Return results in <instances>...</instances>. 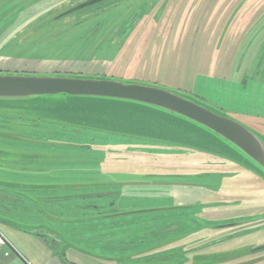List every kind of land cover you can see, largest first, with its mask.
Returning a JSON list of instances; mask_svg holds the SVG:
<instances>
[{
	"label": "rangeland",
	"instance_id": "obj_1",
	"mask_svg": "<svg viewBox=\"0 0 264 264\" xmlns=\"http://www.w3.org/2000/svg\"><path fill=\"white\" fill-rule=\"evenodd\" d=\"M0 74L158 87L264 138V118L216 93L224 80H264V0H0ZM242 155L205 126L133 100L1 99L0 230L11 239L6 229L35 228L15 216L50 209L60 223L101 227L86 230V247L55 246L62 264H264V176ZM87 199L113 213L91 216L78 203ZM34 251L39 259L7 246L0 264H43Z\"/></svg>",
	"mask_w": 264,
	"mask_h": 264
},
{
	"label": "water",
	"instance_id": "obj_2",
	"mask_svg": "<svg viewBox=\"0 0 264 264\" xmlns=\"http://www.w3.org/2000/svg\"><path fill=\"white\" fill-rule=\"evenodd\" d=\"M67 94L133 100L165 109L212 130L242 151L243 164L264 176V138L246 125L171 91L120 81L72 76L0 74V100Z\"/></svg>",
	"mask_w": 264,
	"mask_h": 264
},
{
	"label": "crops",
	"instance_id": "obj_3",
	"mask_svg": "<svg viewBox=\"0 0 264 264\" xmlns=\"http://www.w3.org/2000/svg\"><path fill=\"white\" fill-rule=\"evenodd\" d=\"M226 79H228V78H226ZM238 80H239V82L238 81H231V80H224L223 82L221 81L222 82L221 85L217 86L216 93L217 94L221 93V94L225 95L224 96L225 99L229 98L228 101H230V102L231 101H233V102L238 101L239 105L244 106L237 111L233 110V112H237V113H240V114L246 115V116L264 118V80L259 79V78H256V79L253 78L252 83L248 82L246 84H244V83L247 79L241 78V80L240 79H238ZM108 109L112 110L111 108H108ZM116 111H119V110L116 107H114V112H116ZM87 129H88L87 133L90 132V133H88L89 135H93V136L100 135L99 132H95V131L90 130V129L97 130L95 128V126L89 125L87 127ZM98 131H102V130H98ZM114 133H117V132L114 131ZM126 144H128V142H126L125 144L120 145V146L115 145V147L118 149L119 148L123 149L126 147ZM80 147L83 148L84 151L86 149L94 150V149H92V147L89 148V146H87V145H83ZM190 150H192V149H189V150L188 149H182V150L177 151L176 153H180V152L181 153H187V152L192 153L196 157L197 156L201 157L202 161H205L206 163H214V162L221 163L222 162V163H226V164L232 165V166H239L240 165L238 161H235V160L231 161L230 159H225V158H223V156L215 155L214 152L201 150L202 154H195V153L191 152ZM94 151H101V150H94ZM32 185H33L32 187H42V186H36L34 184H32ZM39 197H40V195H36V197L33 198L34 201H38ZM53 199H54L53 196L51 198H49L48 196L46 197L47 202L49 200H53ZM64 199L65 198H63V202H64ZM28 202L31 203V200H29ZM78 203L80 206L83 205L84 208L95 207V209L89 213L91 216H94L95 218L97 216L102 217V214L107 213V215H110L111 213H113V212L99 206L100 200L87 199V200H83V201H78ZM70 211H69V209H67L68 214L72 215V213ZM86 211H87V209L83 210L84 215H86V213H85ZM22 214L27 215V218L31 219V221H29V222L32 223L33 226H35V228H33L31 230H26V231L20 230L21 233L17 232V231L14 232L12 229H6V231L8 230L9 236L11 237V239L13 241L5 235L4 231L0 230V233L3 234L4 237L7 239V245H1L0 244V252H2L5 247L11 246V247H15V249H17V251H19L22 255H24L26 257H28V256L34 257L35 256V259H39L40 258L39 253H35V251H34V249L37 248L38 250H41V251L44 250L43 254H41V255H43L42 259H44L43 264H49V260H51V261L55 260V261H57L58 264H62L57 259L56 254L58 252L55 249V246H61V247L67 246L66 250L67 249L68 250H71V249L75 250V245H77V244L79 246L86 247L87 246V244L85 242L86 235H87L86 230L90 229L93 232H98L97 228L101 229V227L93 226V224H95L96 222H91V223H93L91 225V228H87V226H86L87 221L84 222V224H79V225H71V223L68 222L70 220H68V221L64 220L63 223H60V222H58V220L64 219L63 214L62 213H56L50 209L46 210L45 212H42V210L37 211V210H33V209H31L30 211H25V212L21 213L20 215L14 217V218H16V221L23 219L21 217ZM116 214L117 213H115L114 215H116ZM86 219H88V218H85V216H84L83 220H86ZM112 229H114V228H112ZM99 231H101V230H99ZM21 234H23V236H25V238L22 237ZM60 234L63 235V237ZM36 240L39 241L38 245L34 244ZM30 242L33 243V245ZM41 244H43L44 246L42 245V247H41ZM262 249L264 250V246L262 247ZM5 252H6V250H5ZM67 255L68 254H66V258H67ZM13 263L14 264L20 263L18 257H16L13 260Z\"/></svg>",
	"mask_w": 264,
	"mask_h": 264
},
{
	"label": "built area",
	"instance_id": "obj_4",
	"mask_svg": "<svg viewBox=\"0 0 264 264\" xmlns=\"http://www.w3.org/2000/svg\"><path fill=\"white\" fill-rule=\"evenodd\" d=\"M0 244L7 245V239L0 233Z\"/></svg>",
	"mask_w": 264,
	"mask_h": 264
}]
</instances>
